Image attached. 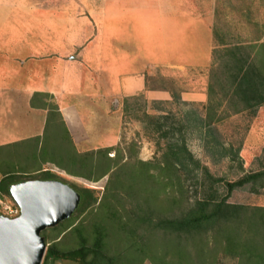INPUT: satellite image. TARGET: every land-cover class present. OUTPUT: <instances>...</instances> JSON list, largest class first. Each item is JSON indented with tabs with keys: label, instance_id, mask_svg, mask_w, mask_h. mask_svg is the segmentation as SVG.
I'll use <instances>...</instances> for the list:
<instances>
[{
	"label": "rangeland",
	"instance_id": "rangeland-1",
	"mask_svg": "<svg viewBox=\"0 0 264 264\" xmlns=\"http://www.w3.org/2000/svg\"><path fill=\"white\" fill-rule=\"evenodd\" d=\"M1 2L7 12L9 28L12 30L16 25L18 41L23 42L21 49L16 53L17 64L8 65L9 69L17 73L7 74L6 77L4 75L0 80L1 88L30 85L33 83V77L38 80L43 74H50L53 67L58 74L57 69L63 66V60H66L67 64L71 63L73 74L86 72L97 81L104 80L105 74H108L111 68L110 60L106 61L104 58L111 57L113 29L116 28L115 33L120 32L122 37V31L126 32L130 28L131 38L135 40L133 45L136 48H132L131 52L135 53L139 46L143 45L141 42L146 37L143 33L140 36L138 27L149 26L150 21L155 19L150 17L152 14L150 12H120V16L115 12L116 15L113 16L111 0H1ZM123 13L126 15L131 13L134 16L124 17ZM201 13L209 19L212 30L211 63L203 67L184 69L183 73H179L178 69L172 71L161 65H150L146 69L147 89H165L171 95L169 99H157L140 92L129 97H104L108 98L109 105L99 102L85 103L81 96L72 100L80 105L79 109L89 133L85 143L76 145L80 152L104 148L111 142L114 147H120L124 151V156H119L117 151L109 153V156L116 160L111 162V171L100 180L93 181L74 175L61 167L66 165V149L64 143L59 142L64 135L61 126L56 139L54 128L50 126L40 143L37 141L29 145L0 146V199L4 204L15 202L9 193L10 185L28 179H59L79 191L89 187L98 198L97 203L83 207L82 197L78 210L71 218L44 230L42 235L45 237L47 248L55 245L61 250H71L81 246L84 239L88 244H92L101 226L106 228L107 251L114 255L122 253L121 247L125 246L123 244L132 246L138 235H146L147 238L153 237L156 240L166 238L161 232L152 235L144 233L143 229L135 232V235L128 237L126 241L124 238L122 242L119 241L120 235L123 234L118 232L117 220L122 216L127 217L129 211L135 210L138 205H144V202L139 198L142 194L128 193L126 185L123 184L125 175L119 176L122 181L120 182L112 174L115 165L129 161L133 163L145 161L148 163L146 167L148 172L158 175L164 164L169 142L185 141L195 159L207 166L213 176L222 177L227 181H235L245 174L264 169V106L256 115L235 114L230 102L224 101L217 109V115L223 116V119L214 120L210 125L207 124L209 120H206L205 109L208 104L207 92L213 64V49L220 47L221 50L224 46L222 43L249 44L257 40L264 41V0H216V12ZM143 24L145 25L142 26ZM127 25L130 26L125 27ZM215 30L220 32V39L215 38ZM11 33L13 32L9 30V41L16 40L12 39ZM147 51L143 49L141 53H148ZM159 51L157 50V53ZM218 58L219 54H216V62L219 64ZM141 67L142 65H137L131 69L138 70ZM118 70L126 71L127 66L121 65ZM59 73H62V70ZM185 89L198 93L194 97L195 100L180 99V93ZM104 91L109 93L108 89ZM17 112V118L11 122L6 120L8 122L6 125L14 126L18 120L22 123L30 118L31 131H35L41 115L27 112L21 103L17 107ZM147 113L167 117L163 120L166 123L164 132L157 131L155 126L150 124L146 117ZM59 164L61 165L58 166ZM193 167L194 165H190L191 172L183 177V181L186 177L184 188L191 203L211 191L210 182L204 178L203 169L193 170ZM153 185L151 187L156 193V198L151 204L157 206L156 210L152 207L154 217L159 219L167 215L178 216L179 202L173 201L174 196L179 198L178 179L174 177L173 183L166 187L163 184ZM214 187L220 194L227 192L223 183L215 184ZM101 201L105 204L101 205ZM229 202L264 206V188L260 185L254 188L251 183L247 184L237 188L231 194ZM4 213L3 205L0 204V214ZM109 226L116 227L118 234L109 231ZM157 251L160 255L164 253L161 249ZM131 252L128 256L136 254L139 259L129 264H156L148 250L132 248ZM168 257L171 258L173 255ZM61 260V264H79L72 260Z\"/></svg>",
	"mask_w": 264,
	"mask_h": 264
},
{
	"label": "trees",
	"instance_id": "trees-1",
	"mask_svg": "<svg viewBox=\"0 0 264 264\" xmlns=\"http://www.w3.org/2000/svg\"><path fill=\"white\" fill-rule=\"evenodd\" d=\"M214 35L215 38L220 39V32L215 30ZM222 44L224 46L221 50L220 47L213 49V64L210 69L207 92L208 104L205 106L206 120H209L207 122L209 125L214 120L223 119V116L217 115V109L224 101L230 102L235 114L256 115L258 110L264 106V41L257 40L249 44ZM216 54H219V64L216 62ZM36 96H41L40 101L34 100ZM218 96L220 97L216 99ZM52 98L53 96L49 93H35L32 103L35 106L49 109L55 123L49 119L47 127L54 128L56 139L60 131V124L57 121L60 112L57 103L49 102L48 99ZM146 117L157 131L164 132L163 128L166 123L163 120L167 117L150 113H147ZM165 132L168 133V131ZM62 138L59 142L64 143L63 146L66 149V165L63 167L59 164L58 166L61 165L71 174L93 181L100 180L111 171V162L116 159L109 156V153L117 151L119 156H124L123 149L114 146L82 153L77 149L68 132H66V137L63 135ZM171 155L172 157H169ZM165 156L164 164L158 175L148 172L146 168L148 163L145 161L138 163L129 161L115 165L112 175L118 179L119 176L125 175L126 179L123 184L126 185L128 193L142 194L139 198L144 202V205H138L135 210L129 211L127 217L122 216L120 220H117L118 232L123 234L122 236L119 234V241L122 242L123 238L126 241L128 237L134 236L135 232L143 229L144 233L152 235L161 232L166 238L156 240L153 237L147 238L146 235H138L132 246L123 244L125 246L121 247L122 253L114 255L107 251L106 228L101 226L92 244H88L84 239L81 246L71 250H61L55 245H50L42 264H49L50 261L53 264L58 259L72 260L79 264H129L139 259L136 254L132 257L128 256L132 253V248L150 251L156 264H222L224 262L264 264V206H248L229 202L231 194L237 188L250 183L254 188L257 185L264 188V169L245 174L235 181L215 177L207 166L194 158L185 141L183 143L169 142ZM190 165H194L193 170L203 169L204 178L211 185V191L205 193L194 203H191L186 196L184 188L186 177L183 181V177L191 172ZM118 166L121 167L117 169ZM46 172L50 171L46 170ZM162 175L165 177L161 178ZM174 177L179 181V198L173 197V201L179 202V215L155 218L153 208L157 206H152L151 202L155 201L156 193L152 191L151 185L169 186L173 183ZM119 181L122 182L120 179ZM219 183L225 185L227 191L225 194H220L214 187ZM93 191L89 187L79 191L84 197L83 207L97 203L98 198ZM154 191L157 192L156 189ZM100 204L105 203L101 201ZM108 228L109 231H115V234H118L116 227L109 226ZM158 249L163 250L164 253L160 255ZM169 255L173 257L169 258Z\"/></svg>",
	"mask_w": 264,
	"mask_h": 264
},
{
	"label": "crops",
	"instance_id": "crops-1",
	"mask_svg": "<svg viewBox=\"0 0 264 264\" xmlns=\"http://www.w3.org/2000/svg\"><path fill=\"white\" fill-rule=\"evenodd\" d=\"M110 6L113 16L116 15L115 12H118L119 16L120 12L152 13L150 17L155 19L150 21L149 26L143 24L142 26L145 25L147 28L138 27L140 36L142 33L146 36L141 42L143 45L139 46L135 53L131 52V49L135 48L133 45L135 40L131 38L130 28L126 32L122 31L123 38L120 32L115 33V28L111 41V57L104 58L106 61L110 60L111 64L110 72L105 74L104 80L97 81L86 72L73 74L71 63L67 64L66 60H63V66L57 69L58 74L53 67L50 74H43L38 80L33 77V83L30 85L0 87V146L29 145L37 141L40 143L47 132L49 119L55 123L49 109L33 105L35 93H49L53 96L49 101L59 106L60 116L57 121L62 127L64 137L68 132L78 146L88 140L89 133L79 109L80 105L72 101L75 97L81 96L85 103L99 102L107 105H109L108 98L104 97H129L140 92L157 99H169L171 95L165 89H147L145 72L148 66L161 65L172 71L178 69L179 73H183L184 69L203 67L211 63L212 30L209 19L201 12H216V0H111ZM6 13L0 0V80L7 74L17 73L9 69L8 65L17 62L16 53L23 44L22 41H18L17 26L15 25L12 30L9 28ZM123 16L131 18L134 15L123 13ZM9 30L13 32L12 39L16 40L9 41ZM143 49L148 50V53L142 54ZM157 50L160 51L157 53ZM121 65L127 66V70L119 71L118 67ZM137 65L142 67L138 70L131 69ZM61 70L62 73H59ZM107 89L109 93L104 91ZM197 94L193 90L185 89L181 91L180 99L195 100ZM40 98L41 96H36L34 100L36 99L37 102ZM20 103L27 112L41 115V120L37 123L39 126H36L35 131H31L30 118H28L30 121L22 123L18 120L14 126L6 125L8 123L6 120L11 122L17 118V107ZM113 145L111 142L106 146ZM61 261V259L55 260L53 264H61Z\"/></svg>",
	"mask_w": 264,
	"mask_h": 264
},
{
	"label": "water",
	"instance_id": "water-1",
	"mask_svg": "<svg viewBox=\"0 0 264 264\" xmlns=\"http://www.w3.org/2000/svg\"><path fill=\"white\" fill-rule=\"evenodd\" d=\"M9 193L20 207V215L0 214V264H42L47 250L42 232L71 218L82 194L58 179L13 183Z\"/></svg>",
	"mask_w": 264,
	"mask_h": 264
},
{
	"label": "built area",
	"instance_id": "built-area-1",
	"mask_svg": "<svg viewBox=\"0 0 264 264\" xmlns=\"http://www.w3.org/2000/svg\"><path fill=\"white\" fill-rule=\"evenodd\" d=\"M0 204L3 205V209L5 211L4 215L14 218L20 214V207L17 203L14 202L13 204H4V202L0 199Z\"/></svg>",
	"mask_w": 264,
	"mask_h": 264
}]
</instances>
